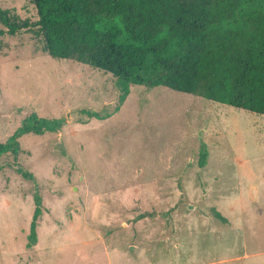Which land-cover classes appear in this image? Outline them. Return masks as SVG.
Returning <instances> with one entry per match:
<instances>
[{
    "label": "rangeland",
    "instance_id": "rangeland-1",
    "mask_svg": "<svg viewBox=\"0 0 264 264\" xmlns=\"http://www.w3.org/2000/svg\"><path fill=\"white\" fill-rule=\"evenodd\" d=\"M0 9L37 19L32 0ZM42 46L0 35V142L31 113L66 119L0 156V264H264L263 116L137 84L115 109L111 74Z\"/></svg>",
    "mask_w": 264,
    "mask_h": 264
},
{
    "label": "trees",
    "instance_id": "trees-1",
    "mask_svg": "<svg viewBox=\"0 0 264 264\" xmlns=\"http://www.w3.org/2000/svg\"><path fill=\"white\" fill-rule=\"evenodd\" d=\"M32 2L37 15L33 23L0 9V35L34 29L48 56L111 74L119 89L115 109L124 101L129 85L137 84L190 93L264 119V0ZM78 111L87 119L109 116ZM65 120L29 114L0 142V156L16 157L19 137L57 132ZM17 172L32 177L21 169ZM34 203L29 246L36 242L41 213L40 198ZM213 215L225 221L215 209Z\"/></svg>",
    "mask_w": 264,
    "mask_h": 264
}]
</instances>
